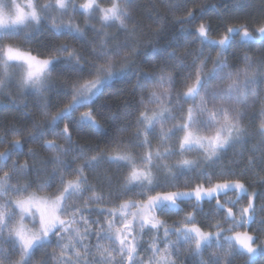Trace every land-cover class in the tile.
<instances>
[{
	"label": "snow or ice",
	"instance_id": "snow-or-ice-1",
	"mask_svg": "<svg viewBox=\"0 0 264 264\" xmlns=\"http://www.w3.org/2000/svg\"><path fill=\"white\" fill-rule=\"evenodd\" d=\"M212 7L0 0V264H264V0Z\"/></svg>",
	"mask_w": 264,
	"mask_h": 264
},
{
	"label": "trees",
	"instance_id": "trees-1",
	"mask_svg": "<svg viewBox=\"0 0 264 264\" xmlns=\"http://www.w3.org/2000/svg\"><path fill=\"white\" fill-rule=\"evenodd\" d=\"M216 3L218 6H223L225 3H230V0H207V8H206V13L207 14H214L215 9L212 7V4ZM252 53H250L251 55ZM5 105H0V109H3ZM98 141H93V143H97ZM103 147V145H102ZM43 154V153H42ZM227 162V161H225ZM39 194H44V193H39ZM229 196H231V193H229ZM237 264H242V261H238Z\"/></svg>",
	"mask_w": 264,
	"mask_h": 264
},
{
	"label": "rangeland",
	"instance_id": "rangeland-1",
	"mask_svg": "<svg viewBox=\"0 0 264 264\" xmlns=\"http://www.w3.org/2000/svg\"><path fill=\"white\" fill-rule=\"evenodd\" d=\"M18 2H19L20 4H24V3H26V0H18ZM40 195H43V194H40Z\"/></svg>",
	"mask_w": 264,
	"mask_h": 264
}]
</instances>
